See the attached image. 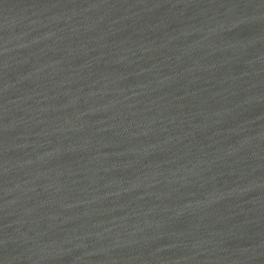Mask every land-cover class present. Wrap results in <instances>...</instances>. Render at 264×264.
<instances>
[{"label":"water","instance_id":"95a60500","mask_svg":"<svg viewBox=\"0 0 264 264\" xmlns=\"http://www.w3.org/2000/svg\"><path fill=\"white\" fill-rule=\"evenodd\" d=\"M0 264H264V0H0Z\"/></svg>","mask_w":264,"mask_h":264}]
</instances>
